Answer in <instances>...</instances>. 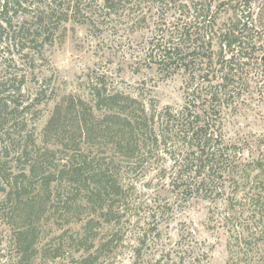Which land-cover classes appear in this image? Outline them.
<instances>
[{"label": "trees", "instance_id": "trees-1", "mask_svg": "<svg viewBox=\"0 0 264 264\" xmlns=\"http://www.w3.org/2000/svg\"><path fill=\"white\" fill-rule=\"evenodd\" d=\"M84 1L0 0V51L12 62V39L35 51L40 42L53 39L58 25L76 20ZM94 1L105 11L175 2ZM258 2L256 12L253 4ZM185 7L192 13L189 24L167 38L157 27L148 47V57L165 76L179 66L192 86L182 111L165 122L137 96L103 92L88 101L65 95L40 138L27 136L20 122V136L7 141L5 127L30 106L0 91V216L10 228V264H43L41 259L61 257V238L40 248L46 227L60 224L78 226L70 246L82 254L71 264L109 263L118 250L130 251L137 260L149 236L160 237L168 213L199 202L218 210L213 216L241 255L246 252L243 262H251L247 253H253V246L264 245V153L254 157L250 140L229 138L225 132L226 117L244 102V86L251 85L247 67L261 59L257 52L264 54V0H201ZM223 13L229 17L220 22ZM5 71L1 87L12 83V73ZM261 145L264 139H259L257 147ZM11 150L15 158L8 162ZM143 169H155L159 180L153 189L171 198L163 204L149 201L147 215L131 221L135 181ZM247 221L251 226L245 232Z\"/></svg>", "mask_w": 264, "mask_h": 264}, {"label": "rangeland", "instance_id": "rangeland-1", "mask_svg": "<svg viewBox=\"0 0 264 264\" xmlns=\"http://www.w3.org/2000/svg\"><path fill=\"white\" fill-rule=\"evenodd\" d=\"M191 1L201 0H175L174 3L159 2L156 5L143 3L138 9L128 6L105 11L100 2L88 0L82 2L76 20L70 19L58 25L53 39L40 42L35 51L22 49L12 39V62L7 53L0 51V79L9 69L12 83L0 86V91L6 92L5 95L11 94L12 100L30 107L16 121L8 123L5 139L12 141V138L20 136V122L26 126L27 136L32 133L40 138L55 104L65 95L79 96L88 101L93 99L92 94L103 92L137 96L155 113L160 123L165 122L169 115L181 112L186 92L192 88L188 84V73L177 66L174 74L165 76L155 61L148 57V47L156 39L157 27L160 32L165 30L167 38L180 26L189 24L192 13L185 6H189ZM227 1L234 0H214L216 4ZM253 5L257 12L259 2ZM161 14H165V19L160 18ZM228 17L229 14H221L220 22ZM19 20L20 15L13 16L12 24ZM256 56L261 59L247 67L252 82L250 86H244L248 88L244 102L235 114L231 112L226 117L225 124L229 138L237 136L252 142L254 157L264 153V146L257 147L259 139H264V54L257 52ZM12 150L8 154V162L15 158ZM156 176L155 169H143L135 181L137 193L132 198L135 209L128 217L131 221L147 215L149 201L163 204L171 198L164 192L156 194L157 190L153 189L159 180ZM223 206L218 203L219 209ZM214 213L218 210L209 202L183 205L181 210L168 213L162 219L160 237L152 240L149 236L140 259H134L128 250H118L109 263L103 261L99 264H238L240 260L241 264H248L243 262L246 252L241 255L240 246H236L230 234L220 227L217 223L219 218L214 217ZM247 222L242 226L245 232L246 226H251L250 221ZM60 225L46 227L40 248L52 242L56 244L60 238L65 248L59 258L41 259L43 264H71L82 254L70 246V236L78 226ZM143 229L147 226H142ZM9 230L0 216V264L11 263ZM252 248L253 253H247L251 258L249 264H264V245Z\"/></svg>", "mask_w": 264, "mask_h": 264}, {"label": "water", "instance_id": "water-1", "mask_svg": "<svg viewBox=\"0 0 264 264\" xmlns=\"http://www.w3.org/2000/svg\"><path fill=\"white\" fill-rule=\"evenodd\" d=\"M264 61V60H263Z\"/></svg>", "mask_w": 264, "mask_h": 264}]
</instances>
